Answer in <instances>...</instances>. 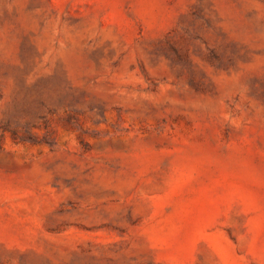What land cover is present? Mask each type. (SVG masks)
I'll return each mask as SVG.
<instances>
[{
  "label": "rangeland",
  "instance_id": "rangeland-1",
  "mask_svg": "<svg viewBox=\"0 0 264 264\" xmlns=\"http://www.w3.org/2000/svg\"><path fill=\"white\" fill-rule=\"evenodd\" d=\"M0 264H264V0H0Z\"/></svg>",
  "mask_w": 264,
  "mask_h": 264
}]
</instances>
